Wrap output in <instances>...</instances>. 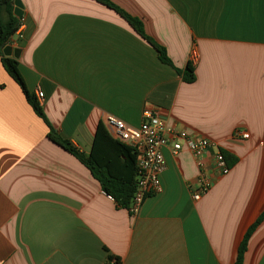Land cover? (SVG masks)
Wrapping results in <instances>:
<instances>
[{
	"label": "crops",
	"instance_id": "obj_1",
	"mask_svg": "<svg viewBox=\"0 0 264 264\" xmlns=\"http://www.w3.org/2000/svg\"><path fill=\"white\" fill-rule=\"evenodd\" d=\"M107 1L139 19L172 66L103 3L20 0L21 34L3 55L18 61L31 95L44 93L48 124L0 55V264H109V256L117 264H234L264 212V0ZM192 47L199 61L187 83L181 72ZM144 112L212 141L236 161L229 174L195 201L196 159L165 148L162 191L133 213L47 137L53 128L85 158L94 150L110 157L119 173L124 159L112 142L94 143L98 125L112 115L139 127ZM243 264H264V221Z\"/></svg>",
	"mask_w": 264,
	"mask_h": 264
},
{
	"label": "built area",
	"instance_id": "obj_2",
	"mask_svg": "<svg viewBox=\"0 0 264 264\" xmlns=\"http://www.w3.org/2000/svg\"><path fill=\"white\" fill-rule=\"evenodd\" d=\"M18 33L21 34L19 31ZM189 60L193 67L197 65L199 53L196 47H192ZM35 97L40 103L44 100V93L37 90ZM159 114V112H144L139 127L127 125L112 115L104 119L109 134L122 144L132 147L137 154L138 180L133 203L130 206L133 213L138 212L148 196L162 191L161 175L167 169L165 148H170L173 155H178L184 148H187L196 159L200 177L199 184L192 189L195 201H199L211 189L215 176L223 177L230 172V166L223 152L212 141L204 137L193 136L186 130L167 127L165 120ZM237 135H241L243 139L249 138L248 133L238 132ZM211 149L215 150L212 155V173L206 174L204 159L210 154ZM102 194L111 201H115V198L105 191H102ZM108 263L117 264L113 259Z\"/></svg>",
	"mask_w": 264,
	"mask_h": 264
},
{
	"label": "trees",
	"instance_id": "obj_3",
	"mask_svg": "<svg viewBox=\"0 0 264 264\" xmlns=\"http://www.w3.org/2000/svg\"><path fill=\"white\" fill-rule=\"evenodd\" d=\"M14 1L15 0H0V55L2 56L1 64L5 71L9 74V76L17 84H19L18 86L22 89L28 102L31 104L33 111L39 117L46 120L42 111V106L40 105L36 97L31 95V93L25 86L26 83L18 68V61L3 55L4 48L10 44V41L14 38L21 26V19H17L16 17H14ZM96 1L103 3L105 6L114 10L115 12L120 14L124 19H126V22L141 37L146 39L152 47L157 50V52L159 53L160 60L172 66V62L167 56L165 49L158 46L157 43H155L150 37H148L139 19L128 15L124 10L120 9L119 7L115 6L107 0ZM4 12L8 15L6 21H3L1 19V16ZM194 70L195 69L193 65L189 62L188 67L183 72H181L183 80L185 82L193 83L195 81ZM46 122L48 124L47 120ZM47 137L54 144L62 147L66 151L73 154L74 157H76L81 163H83L87 168H89L94 177L100 183L102 190L105 191L107 194L113 196L116 202L118 203V206L127 209L130 208V204L133 203V198L136 191V182L138 175V168L136 162L137 154L132 147L122 144L120 141L111 139L109 137V132L107 131L106 127L103 124L98 125L94 143L96 146L98 144L99 147V145L101 144L106 145L107 140H110L112 142V146L124 159V169L120 170L119 173H121L122 171L123 172L119 174L114 171L113 160L110 157L99 160L97 158V153H95L96 151L94 150V153H92L90 157L85 158L84 155H82L70 141L62 139L60 136H58L53 130V128H50ZM223 154L227 159V164L229 166H232L234 163H236V161L231 156H229L225 152ZM105 161L106 163H104ZM263 221L264 212L255 222V224H253L245 233L239 248V255H237V259L234 264H243V258L248 248L249 239L253 232H256L257 228L261 225ZM112 259V256L108 257V261Z\"/></svg>",
	"mask_w": 264,
	"mask_h": 264
},
{
	"label": "water",
	"instance_id": "obj_4",
	"mask_svg": "<svg viewBox=\"0 0 264 264\" xmlns=\"http://www.w3.org/2000/svg\"><path fill=\"white\" fill-rule=\"evenodd\" d=\"M14 17H16L17 19H21V17H23V5L20 2V0L14 1ZM12 53H13V50H12L11 46H6L4 48V54L5 55L11 56ZM14 53H15V57L18 58L19 51L15 50Z\"/></svg>",
	"mask_w": 264,
	"mask_h": 264
}]
</instances>
